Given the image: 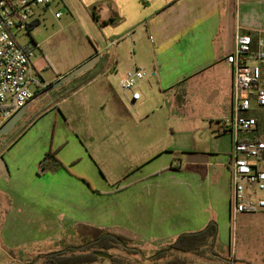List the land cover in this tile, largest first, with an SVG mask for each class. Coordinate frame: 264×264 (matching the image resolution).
<instances>
[{
  "label": "crops",
  "instance_id": "1",
  "mask_svg": "<svg viewBox=\"0 0 264 264\" xmlns=\"http://www.w3.org/2000/svg\"><path fill=\"white\" fill-rule=\"evenodd\" d=\"M71 1L77 3V0ZM62 2L72 13L66 0ZM81 2L79 5L88 12V18L101 27L102 37L110 44L117 41L114 53L117 61H125V51L132 49L129 69L145 66L153 71V79L165 100L174 101L171 107L177 106L180 95L199 90L209 102L220 97L225 101L227 111L219 119L231 115L233 82L226 58L234 51L238 30L254 38L264 32V0ZM30 37L32 44H37ZM91 45L86 62L99 55L97 64L101 63L102 54L94 42L91 41ZM105 60L101 68L103 74L112 69L106 65L108 58ZM66 75L59 74L49 83L42 77L47 87L36 93L17 123L28 124L18 129L21 130L19 135L22 134L19 140L7 145L0 136V248L11 261L43 264L41 255L81 246L83 241L88 242L89 236L96 235L92 230H100L125 237L130 241L128 247L138 251L130 253L127 247L117 246L95 264H140L141 261L155 264L153 259L147 258L172 244L180 235L199 232L211 221L222 228L228 219L232 220L230 163L233 148L220 155L194 147L188 154L205 155L208 160L196 164L187 162L188 154L183 160L175 154L164 153L140 164L126 180L110 181L99 168V151L84 152L81 141L72 145L56 143L55 135L53 141H49L51 128L36 127L37 133L33 136L31 125L35 121L32 123V118L37 112L33 114L32 110L36 101L40 95L54 90L60 94L62 87L50 89ZM105 88L119 108L116 113L126 114L127 108L112 84L108 82ZM128 98L131 103H137L142 95L137 101ZM55 107L49 106L44 111L49 114ZM254 115L259 126L249 138L262 139L260 121L264 114L256 111ZM137 116L143 117L140 113ZM230 135L234 147L233 135ZM49 151H56L64 165L71 168L40 173L39 164ZM83 159L88 162V168L82 167ZM255 215L264 216V213ZM230 236L232 242L235 237L236 244L235 231L230 230ZM217 245L218 238L215 252L227 259L219 254ZM231 257V264H264V257L257 260L242 252Z\"/></svg>",
  "mask_w": 264,
  "mask_h": 264
},
{
  "label": "rangeland",
  "instance_id": "2",
  "mask_svg": "<svg viewBox=\"0 0 264 264\" xmlns=\"http://www.w3.org/2000/svg\"><path fill=\"white\" fill-rule=\"evenodd\" d=\"M66 2L72 13L62 0H56L52 10L45 13L41 24L31 29L32 38L40 45L35 51L34 62L40 71L41 79L43 77L44 81L49 83L57 75L69 74L83 65L88 57V51L92 50L91 41L95 43L104 60L59 89L60 94L54 90L52 93L39 96L32 110L33 114L37 112L32 118V123L34 121L36 123L34 127V124L31 125L33 136L37 133L36 127L51 128L49 141H53L55 135L56 143L60 141L65 145H72L81 141L80 145L84 152L94 154L99 151V168L103 176L110 181L126 180L140 164L164 153L175 154L185 160L186 155L194 147L220 155L232 151V136L219 135L216 130L217 119L225 116L227 111L222 97L209 102L199 90H196L186 96L180 95L177 106L171 107L174 101L165 100L164 93L153 79V71L144 66L148 76L143 81L145 85L139 84L137 87L142 100L131 103L119 85L126 73L133 69H129L133 50L127 49L126 60L118 62L117 56L114 55L116 46L102 37L101 27L93 19L88 18V12L80 6L81 0H77L76 4L71 0ZM57 10L62 12V18L59 20L54 17ZM19 42L22 45L32 43L29 35H21ZM107 44L109 46L105 48ZM106 58H108L106 65H110L112 69L106 70L103 74L101 68ZM108 82L125 104L126 114L116 113L119 108L111 99L108 89L106 92L105 85L107 87ZM49 106L56 107L48 114L44 110ZM137 113L143 117L139 118ZM261 117L260 132L261 136H264V115ZM22 125L26 127L28 124L20 122L12 134L2 136L7 145L19 140L22 134L19 135L18 132L21 130L18 129H22ZM57 158L61 161L59 157ZM69 167L71 168V165L61 169ZM82 167L88 168V162L84 159ZM40 170V173L48 171L41 168ZM218 227L216 249L221 256L231 260L232 255L242 252L257 260L264 257V216L243 215L235 220L228 219L225 226L221 228L218 224ZM230 230L236 233L235 247ZM0 264L18 263L11 261L5 250L0 248ZM140 264L150 263L141 261Z\"/></svg>",
  "mask_w": 264,
  "mask_h": 264
},
{
  "label": "built area",
  "instance_id": "3",
  "mask_svg": "<svg viewBox=\"0 0 264 264\" xmlns=\"http://www.w3.org/2000/svg\"><path fill=\"white\" fill-rule=\"evenodd\" d=\"M55 1L0 0V126L47 87L34 62L39 45H22L19 38L31 36V29L41 24ZM54 17L60 19L62 12L55 11ZM226 63L233 82L232 112L216 125L218 134L233 135L230 209L235 220L240 215L264 213V138H249L259 126L254 112L264 114V32L254 38L238 30ZM147 76L144 67L136 66L126 73L119 88L133 101L140 100L137 87Z\"/></svg>",
  "mask_w": 264,
  "mask_h": 264
},
{
  "label": "trees",
  "instance_id": "4",
  "mask_svg": "<svg viewBox=\"0 0 264 264\" xmlns=\"http://www.w3.org/2000/svg\"><path fill=\"white\" fill-rule=\"evenodd\" d=\"M96 20H99L97 16ZM39 167L42 170L57 171L65 166L55 152L49 151ZM92 231L96 235L89 236L88 242L83 241L81 246L41 255L43 264H95L109 249L117 246L127 247L130 253L138 251L128 247L130 241L125 237L106 231ZM218 232L217 222L211 221L199 232L180 235L172 244L156 251L154 256L147 259H153L155 264H231L215 252Z\"/></svg>",
  "mask_w": 264,
  "mask_h": 264
},
{
  "label": "water",
  "instance_id": "5",
  "mask_svg": "<svg viewBox=\"0 0 264 264\" xmlns=\"http://www.w3.org/2000/svg\"><path fill=\"white\" fill-rule=\"evenodd\" d=\"M99 59H100L99 55H97L96 57H93L92 59H90L89 61H87L83 65H81L79 68H77L76 70H74L70 74L66 75L61 80H59L50 89V91L53 89H59V88L63 87L68 82L72 81L73 79H75L78 76L82 75L83 73L87 72L88 70H90L91 68H93L97 64ZM28 105L26 107H24L23 109H21L20 111H18L12 118H10L4 125H2L0 127V136L9 134L15 128L17 123L23 118ZM207 161H208L207 156H205V155H199V154H193V153H190L187 155V162L191 163V164L207 163Z\"/></svg>",
  "mask_w": 264,
  "mask_h": 264
}]
</instances>
